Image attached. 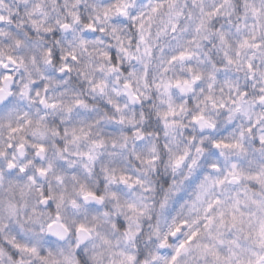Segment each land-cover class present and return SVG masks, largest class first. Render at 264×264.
Listing matches in <instances>:
<instances>
[{
  "label": "clouds",
  "instance_id": "9594fccd",
  "mask_svg": "<svg viewBox=\"0 0 264 264\" xmlns=\"http://www.w3.org/2000/svg\"><path fill=\"white\" fill-rule=\"evenodd\" d=\"M0 264H264V0H0Z\"/></svg>",
  "mask_w": 264,
  "mask_h": 264
}]
</instances>
